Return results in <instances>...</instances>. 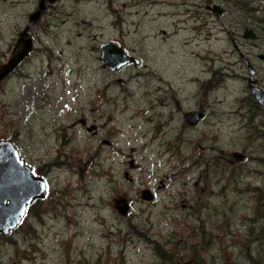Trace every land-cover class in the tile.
Masks as SVG:
<instances>
[{"label":"rangeland","instance_id":"rangeland-1","mask_svg":"<svg viewBox=\"0 0 264 264\" xmlns=\"http://www.w3.org/2000/svg\"><path fill=\"white\" fill-rule=\"evenodd\" d=\"M239 1L46 3L24 73L0 83V140L48 187L0 234V264H264V109L239 58L264 89V34L256 46L240 37L264 25V0ZM38 3L0 0V54ZM108 40L138 64L103 67ZM198 108L206 116L188 125Z\"/></svg>","mask_w":264,"mask_h":264},{"label":"water","instance_id":"water-1","mask_svg":"<svg viewBox=\"0 0 264 264\" xmlns=\"http://www.w3.org/2000/svg\"><path fill=\"white\" fill-rule=\"evenodd\" d=\"M55 0H39L38 7L29 16L30 22L39 19L42 11L45 9L46 2L53 3ZM206 9L214 12L217 16L223 12V8L219 5H208ZM243 39L255 40L257 35L252 31L246 29L242 34ZM32 43L30 40L26 41L21 50L3 64L0 69V79L9 73L18 63L29 53ZM259 58L264 59V54H260ZM242 62L247 68L249 77L247 79L249 91L256 102L264 108V91L259 87L255 77V69L250 63L249 59L242 55ZM99 60L102 66H107L110 70H118L121 67L132 63L138 64V59L128 56L112 41H106L100 44ZM200 118L197 112H188L185 115L187 123L193 125ZM90 129V128H89ZM88 129V130H89ZM239 154V153H237ZM128 174H125L127 177ZM45 180L41 177L33 175L31 167L24 163L20 158L19 153L13 143L9 140H0V234L7 235L20 223L21 212L25 213L27 205L34 199H42L46 190L43 189ZM143 198H150V193L145 190L142 191ZM115 208L121 215H125L128 211V205L123 199L115 201ZM118 203L122 204L119 205Z\"/></svg>","mask_w":264,"mask_h":264},{"label":"flooded vegetation","instance_id":"flooded-vegetation-1","mask_svg":"<svg viewBox=\"0 0 264 264\" xmlns=\"http://www.w3.org/2000/svg\"><path fill=\"white\" fill-rule=\"evenodd\" d=\"M203 4H202V6H203V8L205 9L204 11L206 12V13H211L212 14V11L210 12V10H208V9H206V6H208L209 4H211L210 6H212V5H214V4H216L217 5V3H209V4H207L206 2H202ZM219 6H221L220 4H218ZM192 6H194L193 4H191V7ZM199 7H201V4H199ZM33 13V12H32ZM32 13H29L28 14V23L23 27V29H21L20 31H19V29H15V33H14V35H13V40L11 41V43H9V45H7V47L6 48H4L3 50H2V52H1V54H0V69H1V66L3 65V64H5V63H7L8 62V60L10 59V58H12L14 55H16L20 50H21V48L24 46V44H25V42L26 41H28V40H30L31 41V43H32V47H31V50L29 51V53L18 63V65H16V67H14V69H12L9 73H7L2 79H0V83H3V82H5V81H7L10 77H12L13 75H17L19 72H21L22 74L24 73L23 71H21L22 70V67H23V65L28 61V60H30L31 59V57L33 56V53L35 52V45H34V37L33 36H31V32H30V29L32 28V27H34V25H35V22L37 21V20H39V19H37L36 21H34V22H30V20H29V16H30V14H32ZM214 13V12H213ZM215 14V13H214ZM222 14H220V15H216L215 14V16H216V18L218 19L219 18V16H221ZM200 16H202L203 17V19L204 20H206V18H207V16H206V14L204 13V12H201L200 13ZM40 18V17H39ZM255 22H251L250 23V26L251 27H246V28H244L243 29V32L246 30V29H248V30H252L256 35H257V40L259 39V37L261 36V34H264V25H260V23L259 22H256L257 23V25H255L254 24ZM243 26H242V24H240L239 22H235V24H234V28L235 29H240L241 30V28H242ZM243 32L240 34V37L242 38V34H243ZM243 39V38H242ZM257 40L256 41H251L252 43H253V46H256V43H257ZM248 41H250V40H248ZM115 43V42H114ZM119 46V45H118ZM121 47V46H120ZM236 49H237V47H236ZM124 50V49H123ZM125 51V50H124ZM126 52V51H125ZM126 54L128 55V53L126 52ZM260 54H264V52L263 53H258V54H256V57L258 58V59H260V60H262V61H264V59H261V58H259V55ZM242 55H244V54H242V53H239V58H240V61L242 62V59H241V56ZM128 56H131V55H128ZM246 56V55H245ZM134 57V56H133ZM247 57V56H246ZM249 60H250V58L249 57H247ZM251 61V60H250ZM252 64V63H251ZM129 65V64H128ZM244 65V64H243ZM245 66V65H244ZM252 66H253V64H252ZM254 67V66H253ZM246 68V67H245ZM255 69V68H254ZM247 75H248V73H247ZM255 76H256V70H255ZM247 79H248V76H247ZM247 81V80H246ZM247 87H248V90H249V85H248V83H247ZM264 109V108H263ZM147 111H153V110H147ZM197 112V113H199L200 114V118L198 119V121L195 123V124H193V125H191V124H189V123H187L186 122V120H185V115L188 113V112ZM153 113L156 115V114H158V115H160V113H157V111H153ZM206 114H207V110L205 111V109L204 108H198V109H193V110H189V111H187V112H185L184 113V115H183V118H184V120H185V122L188 124V125H190V126H196L199 122H200V120H202L205 116H206ZM147 116H149V115H147ZM169 118V117H168ZM173 118V117H172ZM145 120H147V118L145 119ZM150 122L152 121V118H149L148 119ZM79 122H81V124H83V125H85V121L83 120V119H80V121ZM149 122V123H150ZM145 124H148L147 123V121L145 122ZM91 129H95V126L93 125V128H90L88 131H91ZM92 133L93 134H95L96 133V131L95 130H92ZM108 143V142H107ZM238 152H236L235 153V156H237L240 160L243 158V156H242V154H237ZM19 155H20V153H19ZM21 157V156H20ZM23 160H24V163L27 165V166H30L31 167V171H32V173H35V176H38V177H43L44 179H45V177L44 176H42V174H41V172L39 171V170H36L30 163H29V161L27 160V158H23V157H21ZM255 158V157H254ZM253 160H255V159H253ZM38 200H40V199H38ZM38 200H32L31 202H30V204L26 207V211H25V213H24V215H23V217H22V219H21V221L20 222H23L24 221V219L26 218V215H27V212H29L30 211V209H31V207L38 201Z\"/></svg>","mask_w":264,"mask_h":264},{"label":"trees","instance_id":"trees-1","mask_svg":"<svg viewBox=\"0 0 264 264\" xmlns=\"http://www.w3.org/2000/svg\"><path fill=\"white\" fill-rule=\"evenodd\" d=\"M249 1H250V0L239 1V4L244 5V6L246 7L247 4L249 3ZM235 5H237V4H235ZM237 6H238V5H237ZM247 12H249V10H248Z\"/></svg>","mask_w":264,"mask_h":264},{"label":"snow or ice","instance_id":"snow-or-ice-1","mask_svg":"<svg viewBox=\"0 0 264 264\" xmlns=\"http://www.w3.org/2000/svg\"><path fill=\"white\" fill-rule=\"evenodd\" d=\"M33 175H35V173H33ZM42 187H43L44 190H46L47 187H48V186H47V183H45ZM25 211H26V210H25ZM23 215H24V212L22 211V212H21V216H23Z\"/></svg>","mask_w":264,"mask_h":264},{"label":"bare ground","instance_id":"bare-ground-1","mask_svg":"<svg viewBox=\"0 0 264 264\" xmlns=\"http://www.w3.org/2000/svg\"><path fill=\"white\" fill-rule=\"evenodd\" d=\"M263 36V35H262ZM136 116V115H135ZM135 116H133V117H135ZM132 118V117H131ZM140 120H142V119H140Z\"/></svg>","mask_w":264,"mask_h":264}]
</instances>
